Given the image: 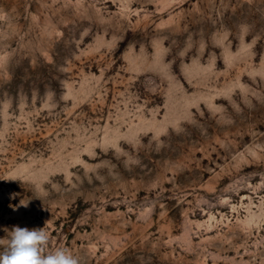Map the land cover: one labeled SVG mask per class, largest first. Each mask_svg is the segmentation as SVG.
Segmentation results:
<instances>
[{
    "label": "rangeland",
    "instance_id": "374dc122",
    "mask_svg": "<svg viewBox=\"0 0 264 264\" xmlns=\"http://www.w3.org/2000/svg\"><path fill=\"white\" fill-rule=\"evenodd\" d=\"M13 226L264 264V0H0V251Z\"/></svg>",
    "mask_w": 264,
    "mask_h": 264
},
{
    "label": "clouds",
    "instance_id": "9594fccd",
    "mask_svg": "<svg viewBox=\"0 0 264 264\" xmlns=\"http://www.w3.org/2000/svg\"><path fill=\"white\" fill-rule=\"evenodd\" d=\"M27 206V202H22ZM7 232V240L0 251V264H79L70 250L58 247L47 252L50 234L46 228L13 226Z\"/></svg>",
    "mask_w": 264,
    "mask_h": 264
}]
</instances>
